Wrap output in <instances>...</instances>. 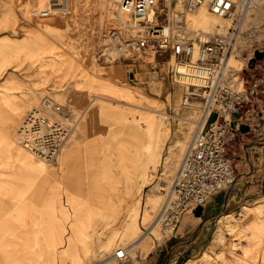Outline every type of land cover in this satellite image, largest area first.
<instances>
[{"label":"rangeland","instance_id":"obj_1","mask_svg":"<svg viewBox=\"0 0 264 264\" xmlns=\"http://www.w3.org/2000/svg\"><path fill=\"white\" fill-rule=\"evenodd\" d=\"M102 1L83 0V7L80 3L77 8L76 0H72V13L41 17L27 12L28 2L34 9L46 8L37 7L33 0H0V18L7 16V22L0 23V36L28 37L32 44L28 49L7 57H17L23 63L21 69L10 67L0 76V110L4 111L6 107V97L17 91L34 89L42 94L40 101L45 95H53L82 113L78 129L64 149L74 145L75 151L69 154L62 151L58 160L46 162L49 168L44 169L38 167L40 159L32 154L30 166L22 165L12 156L2 133L3 119L0 118V264H94L98 258H105L109 264H120L123 261L114 259L112 253L125 245L133 246L127 263L137 262L144 251L142 244L149 242L153 246L155 238L162 243L172 235L154 220L200 126L202 110L195 105L200 102L193 99L189 104L184 103V86L172 79L174 60L171 61L169 54L161 57L159 76L156 77L149 61L154 58L153 53L130 57L122 56L116 48H108L103 33L106 28L120 27V21L110 19L116 17L117 11L113 15L102 11ZM179 1L174 0V5L178 7ZM206 7L211 10L208 4ZM9 8L12 13L8 12ZM198 12L199 8L189 14V23L194 28L192 36L201 40L200 32L205 26L190 20ZM209 16L224 25L223 30L215 27L210 38L229 31L233 21L230 17L219 16L212 10ZM263 33L264 20L260 25L247 27L244 36L237 37L230 66L244 74L246 80L252 74L264 71ZM259 51L263 55L252 66L251 61ZM12 71L26 84H21L20 88H5ZM42 89L46 91L42 93ZM260 94L264 96V91ZM140 96L146 99L145 103L157 108V114L168 117L171 132L160 165L141 193L134 218L142 230L141 236L147 237L140 247H134L135 229L128 233L116 230L131 218V212L135 214L131 205L138 196L135 188L129 193L119 189L125 187V174L118 151L128 137L123 115L141 113L140 108L130 105L139 103ZM257 97L255 102L259 101ZM255 102L244 107V115L249 113V116L243 119L242 132L236 143L237 178L229 188L212 194L215 197L210 201L211 206L214 204V211H217L213 223L207 225L206 214L197 215L196 210L189 209L177 226L175 234L184 230L186 216L194 210L184 240H190L204 230L196 243L199 251L193 252L190 264H201L200 257L204 252L209 253L204 258L212 260H221L225 253L233 256L234 252L238 253V246L244 248L243 264H264V211L248 215V206L264 205V101H259V106L253 108ZM114 103H119L125 112L119 113ZM31 108L25 109L23 114ZM191 114L195 120L185 122L183 117ZM216 115L213 113L212 119ZM13 143L23 147L15 141ZM174 143L175 146L171 147L173 155L168 160L167 154ZM117 191H123V205L119 200V205L115 203L113 206L111 197L118 201ZM154 193L159 194V198L155 197L156 207L148 210L147 198ZM100 202H105L106 206L102 208L98 205ZM223 202L224 205L218 206ZM229 213L232 215L227 217ZM230 221L236 224L233 231L228 228ZM89 228L92 234L86 236L85 230ZM53 229L66 241L60 247L56 246V258L55 245H51L48 237ZM75 230L78 231L77 247L67 250L66 244Z\"/></svg>","mask_w":264,"mask_h":264},{"label":"built area","instance_id":"obj_2","mask_svg":"<svg viewBox=\"0 0 264 264\" xmlns=\"http://www.w3.org/2000/svg\"><path fill=\"white\" fill-rule=\"evenodd\" d=\"M121 9L130 14L120 27L106 28L103 37L108 48H116L122 56L150 58L157 77L162 56L169 54L174 62L172 79L184 86V103L198 99L202 110L199 128L174 175L168 193L154 220L174 234L189 209L197 210L210 196L229 188L238 175L236 143L242 132L244 107L255 102L264 91V71L244 74L230 66L242 21L249 10L264 7V0H119ZM208 4L219 16L233 21L229 31L217 33L209 40L192 36L188 17L201 5ZM72 13L70 0H49V6L34 14L51 17ZM184 66V68H183ZM204 77L197 82L189 77ZM216 117L212 119V114ZM82 113L74 106L45 95L27 111L17 132L19 144L45 162L58 158L78 129ZM245 245V243H243ZM129 245L119 247L113 257L130 260ZM239 254L244 248L238 246Z\"/></svg>","mask_w":264,"mask_h":264},{"label":"bare ground","instance_id":"obj_3","mask_svg":"<svg viewBox=\"0 0 264 264\" xmlns=\"http://www.w3.org/2000/svg\"><path fill=\"white\" fill-rule=\"evenodd\" d=\"M33 1L35 4H37V7L49 6V0H33ZM70 1L72 2V0H70ZM82 1L83 0H76L77 8L80 7V3H81V7H83ZM118 1L119 0H105V1L103 0L101 2L100 6H102V8H103L102 11L106 10L108 15H113L112 13H115V11L118 12L116 14V17L112 16V17H110V19H112V20L118 19L117 21H126L129 19L130 14L121 9ZM169 1H171V0H169ZM98 3H99V1H98ZM183 5H184L183 0H180L178 3V7L183 6ZM26 6H27V12H29V13L35 12L36 8L34 9L29 2L26 4ZM208 10L209 9L206 7V4H203L199 7V12L190 19L191 21L193 19L192 22L196 25H204L205 26V30L200 32L201 38H202L201 40L211 39L210 33L213 32L215 27L216 28L218 27L220 30H223V28H224L223 23H219L217 20H213L211 18V16H209V11L211 12V10H209V11ZM109 11H110V14H109ZM8 12L12 13L13 10L11 8H9ZM263 12H264V7H256V8L249 10V12L245 16L244 20L242 21L240 32L238 35L239 38L244 36V31L247 27H249L253 24H259L260 25V23L264 20ZM100 15H103V14H100ZM227 18H229V17H227ZM188 21H189V17H188ZM1 22H4V23L7 22V16L6 15L3 16L2 18H0V23ZM190 27L192 30L194 29V28H192L191 24H190ZM261 38H264V33H263V35H261ZM31 45H32L31 40L28 37H22L19 39H15L12 36H10L9 34L1 35L0 36V76L4 75L9 70L10 67H14L15 70H17V68L21 69L23 60L20 61L17 57H11V58L7 59V57L10 54H15L16 52L28 49L29 47H31ZM239 54H241L240 51H239ZM173 60H174V58H173ZM173 60H171V61H173ZM183 68H184V66H183ZM69 73H70V71H69ZM188 79H192V80L197 81V82L204 81V77H199V76H197V77L194 76L192 78L189 77ZM21 84L25 85L26 83H24L23 79L21 77H19L15 71H12V73H10L8 75V78H7V81H6V84L4 85V87L5 88H10V87L20 88ZM45 91L46 90L42 89V93H44ZM40 95H42V94L40 92H38V90H34V89H28V90L21 91V92L17 91V93L13 94L12 96L6 97V99L4 100L6 107H5L4 111L0 110V118L3 119V131H2V133H3L4 139L6 140V143L8 144V148L11 151L12 156L14 158H16L17 161L21 162L22 165H25V166L31 165V160L33 158V156H32L33 154L30 151H28L27 149H23V147H20V148L17 147L13 143V141L18 143V141L16 140V132L18 130L17 127L20 126L19 123L20 124L22 123V121H23V119H24V117L28 111L27 110L26 113L23 114L25 109H27V108L29 109V108L33 107L34 104L36 105V103H38L40 101L39 100ZM143 96L139 97V100H140L139 103L130 104L131 106L140 108L141 109L140 114L129 115L127 113H124V115H123L124 116V124L127 125L126 126V128H127L126 132L128 133V137L124 140V144L120 146L119 151H118V154L120 155V162L122 163L121 165L123 167L124 174H125L124 180H123V182L125 183L124 184L125 187H121L119 189H121V190L125 189L126 192L129 193L135 188L138 191V196H136V200L131 205L132 209L136 210L135 214L133 212H131L130 213L131 218L128 219L125 224H122V226L117 228L116 230H117V232L121 231L123 233H128L130 230L135 229L136 233H137L135 238H137V239H135L136 241L134 243V247H138L142 243V241L145 240V237H147V235L141 236L142 230L134 218L137 216V213H138V208L140 205V200H141V195H142L141 193H142L143 187L149 182V179H152L151 176L154 175V171L160 165L162 155H163V151H164V148L166 146L167 139H168L170 132H171L170 121H169L168 117H166V116L162 117L161 115L157 114V111H158L157 108H155L153 104L145 103L146 99L144 100ZM149 103H151V101ZM114 104H116L115 105L116 108H118L120 110L119 113L121 111H122V114H123V112H125V111H123V108L119 103H114ZM195 105L198 106L199 104H195ZM183 119L185 122H190V123H192L195 120L194 116L192 114L189 116L185 115L183 117ZM80 136H82V135H80ZM20 146H22V145H20ZM73 146H68V149L64 150L66 147L65 146L62 151H64L65 154H69L70 152H74L75 150H74ZM88 146H86V147H88ZM173 146H175V143L171 144V146H170V150H169L170 152H169V154H167L168 160H170L172 155H173V153L171 151V147H173ZM75 156H77V155L75 154ZM69 157H70V155H69ZM75 160H76V158H75ZM49 164H51V163H49ZM38 167L44 169V168H49V165L45 161L40 160L38 163ZM151 170H153V172ZM68 176H69V174H68ZM119 189H116V190H119ZM161 189H163V188H161ZM122 193H123V191H117L116 192L117 196L119 195L118 201L117 200L114 201V197L113 198L111 197L112 202L111 201L110 202L112 203V205L114 204L113 206H115V203H117L119 205V200L122 203V201H123L121 199ZM156 196H158V198H159V194H156V193L148 196L147 201H146V208L148 210H152L154 207H156V203H155V197ZM121 203H120V205H121ZM98 205L101 206L102 208H103V206H106L105 202H103V203L100 202ZM122 205H123V203H122ZM263 211H264V205H259L258 207L257 206L256 207L248 206V215L259 214V213L261 214ZM193 214H195L194 210H191L187 214L186 220H185L186 223H188L192 220ZM231 215H232V213H229L226 216L230 217ZM228 228L230 229V231H233L236 228V224L233 221H230V225L228 226ZM91 231L92 230L90 228L85 230V235L89 236L90 234H92ZM20 233L22 236H25L22 231H20ZM57 233L58 232L54 231V229H53V231H51V233L49 234L50 236H48L51 239V242H52L51 245H55V248H54L55 258L57 257V254H56L57 247L58 246L60 247L61 244L63 245L66 243V241L64 240V236H61L60 233H58V236H57ZM69 236L70 235H68V237ZM77 242H78V231L75 230L68 239V243L66 244V249L67 250L75 249L77 247ZM149 245L151 246L150 243H149ZM132 248H133V246H132ZM60 253H62V251H60ZM113 258L115 259V257H113Z\"/></svg>","mask_w":264,"mask_h":264},{"label":"crops","instance_id":"obj_4","mask_svg":"<svg viewBox=\"0 0 264 264\" xmlns=\"http://www.w3.org/2000/svg\"><path fill=\"white\" fill-rule=\"evenodd\" d=\"M257 98L259 99L260 102H261V100L264 101L263 94L262 95L260 94ZM259 101L253 103V108H256L259 106ZM256 103H258V104H256ZM246 115L249 116V113H247ZM247 116H245L243 114V117L241 118V120H243ZM212 197L214 198L215 196L211 195L210 198L208 199L207 203L204 206L203 214L204 215L206 214L205 217L208 219L206 221L207 225H209L210 222L213 223L212 221H213L214 216L217 212V211L216 212L214 211V208L216 206L214 204L211 206L210 201H211ZM222 205H224V202L219 204L218 206H222ZM144 217H145V215H144ZM191 223L188 222L186 224V226L184 227L183 231L177 232L176 234L175 233L172 234L167 239H165V241L162 243L160 242L159 238L154 239V245L153 246H150L149 242H148V244H142L143 243V241H142L141 244L144 247V251L143 250L141 251V255L137 259V262H135L133 259H131V260H133V262H131V263H127V261H123V263H120V264H190L189 261L194 257L193 252H195L196 250L199 251V249L196 248V243L198 242L200 236H202L204 233V230L202 232L200 231L192 239L184 240V237L188 233L187 231H188V228L190 227ZM145 228L147 229L148 226H146ZM114 253H115V251L112 254H114ZM243 254H239V252L238 253L234 252L233 256H230V255H228V253H225V255L223 256V258L221 260H212V259L204 258V257H207L209 255L208 252H204V255L202 257H200V259L202 258L201 264H243V258L241 257V255H243ZM186 258H189V259H186ZM104 259L105 258H103V259L98 258L97 260H95L94 264H107V262L109 264V261L105 262ZM185 260H187V261H185Z\"/></svg>","mask_w":264,"mask_h":264},{"label":"water","instance_id":"obj_5","mask_svg":"<svg viewBox=\"0 0 264 264\" xmlns=\"http://www.w3.org/2000/svg\"><path fill=\"white\" fill-rule=\"evenodd\" d=\"M262 55H263V52H262V51H259V53L257 54V57L253 58L252 61H251L252 66L254 65V63H255L259 58L262 57ZM196 211H197V212H196L197 215H202L203 212H204V206H203V205L199 206L198 209H197Z\"/></svg>","mask_w":264,"mask_h":264}]
</instances>
